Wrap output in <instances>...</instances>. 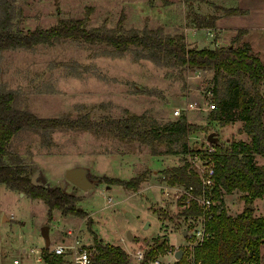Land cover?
<instances>
[{"label":"rangeland","instance_id":"rangeland-1","mask_svg":"<svg viewBox=\"0 0 264 264\" xmlns=\"http://www.w3.org/2000/svg\"><path fill=\"white\" fill-rule=\"evenodd\" d=\"M213 1L239 5L236 0ZM15 4L16 10H22L15 22L24 30L47 28L60 17H79L89 26L142 29L162 25L167 31L185 34V25L207 27L214 20L207 17L210 9L198 0H18ZM242 7L239 21L250 27L249 38L264 52L263 0H244ZM238 30L227 33L213 28L211 36L207 28L190 30L192 42L186 40L191 47L228 46ZM104 49V44L75 39L40 43L32 49H5L0 54V89L12 91L22 108L45 117L69 115L76 119L89 114L93 122H101L137 114L150 124L185 113L190 122L201 127L189 136L192 153L208 146L211 132L222 141H249L238 119L225 126L210 123L213 109L209 105L213 102L207 90L212 85V70L179 72L149 59H133L131 53L103 54ZM260 57L264 61V55ZM188 102H196V107L185 110ZM176 109L181 110L179 115ZM44 143L38 133L24 131L10 140L8 148L37 167L33 175L37 184L54 188L63 183L68 193L79 197L77 206L87 212L92 224L58 209L49 212L44 200L32 199L1 183L0 264H10L14 258L20 259L19 264H50L47 259L51 255L46 252L57 256L60 264H77L76 252L80 248L94 252L95 239L120 245L128 253V264H192L193 248L201 242L196 231L202 228L204 217L179 216L186 205L180 204L185 188L164 182L162 175L166 167L182 163L181 155H153L149 145L137 140L77 126L59 127L50 144ZM186 156L191 163L190 155ZM256 161L264 164V155H257ZM77 166L95 183L93 188L84 190L66 179V169ZM144 170L146 180L137 190L96 180L104 176L129 180ZM224 198L228 214L243 209L245 201L239 193L224 194ZM252 206L254 213L264 214L263 201L255 200ZM45 226H49L46 234ZM127 233L133 235L132 240ZM56 244H64L65 252L54 253ZM178 249L183 251L180 258L175 257Z\"/></svg>","mask_w":264,"mask_h":264},{"label":"trees","instance_id":"trees-1","mask_svg":"<svg viewBox=\"0 0 264 264\" xmlns=\"http://www.w3.org/2000/svg\"><path fill=\"white\" fill-rule=\"evenodd\" d=\"M18 0H0V54L5 49L35 48L40 43L53 45L59 40H81L85 43L106 45L103 54L123 56L131 53L133 59H149L158 66L178 70H212L213 79L210 92L214 109L209 114L210 123L220 126L242 122L241 131L249 141L218 139L210 143L215 150L202 151L201 157L209 159L214 167L216 184L213 190L204 189L201 177L188 162L191 153L189 136L199 130L182 113L178 118L163 123L145 122L144 116L131 114L126 118H111L101 122L92 121L89 114L76 119L69 115L45 117L36 115L26 107H21L12 91L0 89V184L28 194L32 199L44 200L49 212L58 209L64 215L92 218L81 206L79 197L68 193L64 186L51 188L47 184H34L32 176L37 167L31 165L18 152L9 150L11 139L24 131H32L42 136L49 145L52 133L59 127L77 126L83 130L109 132L120 139L137 140L150 146L153 155H181L182 163L162 170L163 181L170 185L184 186L185 192L180 204L186 203L178 212L179 216H201L204 208L196 196L204 191L216 200L205 221V237L193 248L192 264H264V214L254 213L248 208L255 198H264V164L255 160V155H264V61L250 43L242 41L245 29H239L234 42L228 46L212 48L191 47L182 30L167 31L164 26L142 29L89 26L85 18H58L56 24L47 28L37 27L24 30L17 26L16 18L22 10H16ZM211 4V3H210ZM226 14L239 11L237 8H224L213 4ZM215 18V16H213ZM108 49H110L108 51ZM147 171H140L129 180L107 176L96 178L97 182L108 185L118 183L127 189L137 190L146 180ZM242 192L245 204L236 215L228 214L224 194ZM210 192V193H209ZM189 199V200H188ZM50 214V213H49ZM93 264H128V253L118 244L94 241ZM50 264H60V259L47 253Z\"/></svg>","mask_w":264,"mask_h":264},{"label":"built area","instance_id":"built-area-1","mask_svg":"<svg viewBox=\"0 0 264 264\" xmlns=\"http://www.w3.org/2000/svg\"><path fill=\"white\" fill-rule=\"evenodd\" d=\"M208 94L212 96V92H210L209 90H207ZM196 102H188L187 106L184 107L185 109L188 108H193L195 107ZM210 109H214V103H210L209 105ZM176 115H179L181 113V110L176 109L174 110ZM207 142V147L206 148H202L204 149L205 152L211 153L215 150V148L210 144L209 141ZM202 151L199 152H194V153H189V161L194 165L193 167L196 168L197 172L199 173L201 180H202V184L204 186V189H207L208 191L211 192V190H213L215 184H216V180L214 179V167L212 162H210L209 159H203L201 157ZM201 171V172H200ZM186 192H188V190H185ZM209 192V193H210ZM196 199L198 200L199 204L202 205V207L204 208V212L203 217H204V221L202 224V228L198 229L196 231V233L198 234V236H200L201 238V242L205 237L209 236V232H205V221L207 218L211 217V215H208L210 209L212 206H214L216 204V200L211 196V194H208L207 192H203L200 196H196ZM200 242V243H201ZM53 252L56 254H62L65 252V247L64 244H56L53 247ZM32 251L37 252V249H33ZM75 259V263L77 264H93L92 262V253L90 251L87 250V248H80V250H78L76 252V255L74 256ZM20 263V259L19 258H14L13 262H11L10 264H19Z\"/></svg>","mask_w":264,"mask_h":264},{"label":"crops","instance_id":"crops-1","mask_svg":"<svg viewBox=\"0 0 264 264\" xmlns=\"http://www.w3.org/2000/svg\"><path fill=\"white\" fill-rule=\"evenodd\" d=\"M199 2H201L202 4H205L207 6L208 9H210V12L207 10L206 12L208 13L207 17L210 16V17H213L215 16L214 20H213V24L210 25V26H204V25H201V26H197V24H193L192 26H188V25H185V39L188 40V42H192L191 40H189L188 38V31H196V30H200V29H204V28H207L210 32L212 31V29L214 28L215 30H225L228 32H231V31H237L238 29H245L246 30V33L245 35L242 37V39H244V41L250 43L252 49L257 52L259 54V56H262L264 55V52L261 51V49L259 47H256L252 41L251 38H249V26H244V24H242L239 19L240 17L243 15L244 13V7H242V2L244 0H236L237 3L239 4L238 6L237 5H233V4H230V5H227L226 3H217L213 0H198ZM211 3V4H210ZM263 3H264V0H263ZM213 4H216L218 6H222L224 8H230V7H233V8H237L239 9V11L237 12H234V13H230V14H226L223 10L221 9H217L213 6ZM204 7V6H203ZM263 17H264V14H263ZM196 26V27H195ZM211 34H214V31H212L211 33H209V35L211 36ZM205 45V44H204ZM204 45H202L204 47ZM215 46V45H214ZM212 48V47H211ZM200 70V69H198ZM196 107V105H195ZM193 107V108H195ZM191 109V108H189ZM187 110V109H185ZM188 114H189V111H188ZM259 155V154H257ZM255 155V160H256V156ZM235 193H239V196L242 192L240 191H234ZM255 200H260V201H263V205H264V198H255ZM239 212V211H238ZM258 215H263L262 214H258ZM25 251H22L23 253L26 252V249H24ZM27 258L28 259H32V260H36V259H33V258H29V256L27 255Z\"/></svg>","mask_w":264,"mask_h":264},{"label":"water","instance_id":"water-1","mask_svg":"<svg viewBox=\"0 0 264 264\" xmlns=\"http://www.w3.org/2000/svg\"><path fill=\"white\" fill-rule=\"evenodd\" d=\"M207 141L210 143H217L218 138L215 136L214 132H211L207 135ZM65 177L68 181H70L72 184L76 185L77 187H81L84 190H88L90 188H93L95 186V183L88 180V178L85 175V170L81 166H77L75 168H68L66 169ZM32 182L34 184H37L34 180V177L32 176ZM63 185V183H62ZM21 194H24L21 192ZM253 206L251 204L248 205V208H252ZM149 223L145 225V227L148 226ZM49 226L44 227V233L46 234L48 232ZM185 233V230H184ZM128 238L132 240L133 235L130 233H127ZM183 254V251L181 249L176 250L175 257L180 258Z\"/></svg>","mask_w":264,"mask_h":264}]
</instances>
